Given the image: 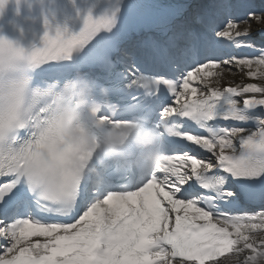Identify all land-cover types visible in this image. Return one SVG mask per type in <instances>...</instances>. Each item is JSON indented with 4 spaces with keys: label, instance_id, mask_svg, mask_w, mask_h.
<instances>
[{
    "label": "snow or ice",
    "instance_id": "6c2138e0",
    "mask_svg": "<svg viewBox=\"0 0 264 264\" xmlns=\"http://www.w3.org/2000/svg\"><path fill=\"white\" fill-rule=\"evenodd\" d=\"M106 3L41 47L0 38V264H264V0ZM145 20L158 38L126 44ZM73 82L79 132L142 126L155 163L64 136Z\"/></svg>",
    "mask_w": 264,
    "mask_h": 264
},
{
    "label": "clouds",
    "instance_id": "9594fccd",
    "mask_svg": "<svg viewBox=\"0 0 264 264\" xmlns=\"http://www.w3.org/2000/svg\"><path fill=\"white\" fill-rule=\"evenodd\" d=\"M69 94L73 96L74 105L71 109L63 110V135L76 142L85 141L87 146L94 151L97 163L102 164L106 159L115 161L117 158L125 162L132 160V157L125 156L122 150L126 147L128 135L133 128L125 126L115 131L108 129L96 140H92L78 131V126L82 120L86 119L91 105V89L86 82H73L69 86ZM153 143L154 135L151 134L140 139L136 145L138 149L147 154L145 158L149 163H155L158 158V154L150 151ZM76 164L80 167H87L89 162L76 161ZM88 170L92 171L93 169L89 167Z\"/></svg>",
    "mask_w": 264,
    "mask_h": 264
},
{
    "label": "bare ground",
    "instance_id": "6f19581e",
    "mask_svg": "<svg viewBox=\"0 0 264 264\" xmlns=\"http://www.w3.org/2000/svg\"><path fill=\"white\" fill-rule=\"evenodd\" d=\"M7 9L6 7L3 8V11L0 12V17L3 18L5 16V13H6Z\"/></svg>",
    "mask_w": 264,
    "mask_h": 264
}]
</instances>
